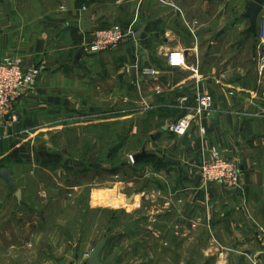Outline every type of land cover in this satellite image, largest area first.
Wrapping results in <instances>:
<instances>
[{"label": "crops", "instance_id": "1", "mask_svg": "<svg viewBox=\"0 0 264 264\" xmlns=\"http://www.w3.org/2000/svg\"><path fill=\"white\" fill-rule=\"evenodd\" d=\"M1 1L0 59L18 56L40 76L15 106L18 121L0 127V169L10 170L20 191V198L9 194L0 178V206L14 201L26 208L50 186L37 179L40 173H58L63 183L68 171L74 197L87 189L94 203L110 191L113 202L123 204L101 262L117 264V254L118 264H190L194 253L179 262L163 256L178 238L180 250L191 244L189 251L206 264H264V0H38L33 9L25 0ZM250 2L261 6L254 28L246 17ZM116 24L124 34L116 48L84 50L75 59L95 30ZM172 49L184 52L183 67L166 64ZM144 67L155 74H143ZM199 96L210 97L207 112L192 110ZM188 113L194 118L183 135L164 128ZM104 137L120 140L118 150L143 140L130 154L145 155L131 167L155 176L150 194L146 180L130 195L121 190L131 183L105 158L110 152L96 142ZM212 148L237 166L238 185L201 179L200 164L211 160ZM95 172L114 181L83 179ZM1 228L0 246L9 252L35 251L38 243L25 235L48 233L28 221ZM21 234L19 247L1 239ZM49 234L56 235L52 252H30L34 264H88L94 237L64 242L62 233Z\"/></svg>", "mask_w": 264, "mask_h": 264}, {"label": "rangeland", "instance_id": "2", "mask_svg": "<svg viewBox=\"0 0 264 264\" xmlns=\"http://www.w3.org/2000/svg\"><path fill=\"white\" fill-rule=\"evenodd\" d=\"M25 1V6L29 7L30 9H33L35 7V4L38 3V0ZM0 3H2L1 0ZM97 141L98 143H100V145H103L105 147L104 149H107L110 152L108 153V155L107 153L105 154V158H110L109 163L117 166L120 169V175H122V177L124 178L127 177V179L129 180L128 182L131 183V185H129L127 184V182H123V185H119L121 186V190L125 194L130 195L137 186L142 185L138 181L143 180H146L145 184L150 183L148 184V188L145 190V194H150L152 189H155L154 187L157 185V183L154 181L156 180L155 176H142L141 169L132 168L133 165H135L134 156L130 153L132 152V150L136 151L137 149H139L140 144L143 142V140H137V142L133 140L130 142L127 141V143L121 150H118L117 147V144H119L120 141L118 139L108 140L104 137L103 139L96 138V142ZM62 177L64 178L63 183H61V178L58 176V173H40L37 176V179L42 180L44 184L50 185L44 190V195H41V197H39V195L36 196L32 203L26 205V208L22 207L16 202L14 203V201H11L7 204H1L0 206V230H4V228H1V226L6 227L7 224L9 226L10 223L11 227L15 226L17 228H20L23 225V221H28L29 227L31 229L37 227L44 232H48L42 234L41 236H30V234L25 235L26 240L28 239L30 240V242L36 241L38 243V245L36 246L38 248L40 247V249H36V247L35 251L30 250V252L33 251V254H38L39 256H49L51 254L53 247L49 243H51V239L53 241L55 240L56 235L52 236V234L49 233H52V231L54 232V230H56L58 233L63 234L62 239L64 242L78 240L82 238L85 233H87V235L89 236L91 235L92 237H94L95 239L93 241L96 244L101 239L106 240L107 238L116 236L118 226L116 220L118 219V215L120 214L123 204L121 203L122 205H120V203L118 202H113L114 199L109 196V194L112 195V192L110 191L105 192V199H103L99 195L97 197H94V203L91 200L92 198L90 196V193L87 192V189L81 191L78 194V197H74L73 192H75V189L73 190L69 186L72 179V173L67 171L63 174ZM112 178L113 177L108 178V175H106L105 173L101 176V174L95 172L93 175H85L83 179L85 181L86 179H94V181L100 183L101 181L107 179L114 181L112 180ZM108 183H110V181ZM5 186V190H8L7 185ZM13 191L15 190L9 191V194H14ZM2 195H5V193L0 189V197H2ZM99 200H104L106 203L101 204ZM108 200H110V202ZM65 203H67V205H65ZM31 207H34L37 210L41 209V213L35 214V211L33 209L31 210ZM35 216H37L38 218H36ZM23 238L24 235L21 234L16 236L11 235V239H9L7 235H2L1 239L4 242V245H6L8 242L15 241L16 246H18L22 243ZM178 244L179 239H173L171 241V246L173 249L171 251H168V253L162 251L164 252V258L168 257V262H179L183 260L187 255L189 256V254L194 253L195 259H188L190 264L207 263V260H202L198 257V251H189L191 248L193 250L191 244L184 252L179 249L180 245ZM30 252H27L25 250L9 252L7 250H2V247L0 246V264H34L35 262H33L32 259L27 256ZM114 260L115 263H119L117 254L114 256ZM102 263L109 264L108 261H104Z\"/></svg>", "mask_w": 264, "mask_h": 264}, {"label": "built area", "instance_id": "3", "mask_svg": "<svg viewBox=\"0 0 264 264\" xmlns=\"http://www.w3.org/2000/svg\"><path fill=\"white\" fill-rule=\"evenodd\" d=\"M259 36L264 46V16L259 23ZM124 38L119 25H112L108 28L95 30L92 40L83 49L86 52H104L116 48ZM259 57V68L264 71V47ZM166 64L171 68L183 67L186 64L184 52L180 49L169 50L165 56ZM156 70L153 67H144L142 73L153 75ZM40 76V69L37 67L25 66L23 60L18 56H6L0 60V127L10 128L18 121V114L15 106L23 96L32 90ZM211 107L209 96L196 98L195 112H207ZM193 114H186L175 121L168 123L167 130L174 136L183 135ZM204 133V131L202 130ZM1 137V136H0ZM200 177L205 184L225 183L238 185L240 175L239 169L233 161L221 154L217 149H211V160L203 161L200 164ZM260 243L263 245L264 253V229L259 230Z\"/></svg>", "mask_w": 264, "mask_h": 264}, {"label": "water", "instance_id": "4", "mask_svg": "<svg viewBox=\"0 0 264 264\" xmlns=\"http://www.w3.org/2000/svg\"><path fill=\"white\" fill-rule=\"evenodd\" d=\"M260 11H261L260 5L253 3V2L249 3V9H248V12L246 14V17L249 18L252 28H254L256 25V21H257V18H258ZM84 52H85L84 49H82V48L78 49L76 54H75V59H77ZM167 125H168V123L165 124V126H164L165 129H167ZM144 155H145L144 150L141 153L135 154L134 161L143 157ZM167 161L176 162L175 160H172V159H168ZM0 178L6 183L9 190H15L16 198H20V191L16 188V185H15V182H14V179L11 175L10 170H8L7 168H1L0 169ZM131 197H133V196H131ZM127 202L129 203L130 200H128ZM104 244H105V239H101L96 244V246L93 248L91 253L88 255V258H87L88 264H104L99 260V255H100L101 250L104 247Z\"/></svg>", "mask_w": 264, "mask_h": 264}]
</instances>
